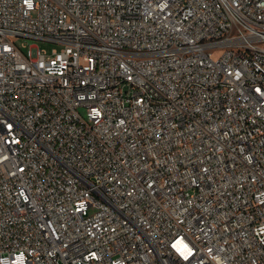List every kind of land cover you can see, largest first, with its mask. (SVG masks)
<instances>
[{"label": "built area", "instance_id": "2783aa9c", "mask_svg": "<svg viewBox=\"0 0 264 264\" xmlns=\"http://www.w3.org/2000/svg\"><path fill=\"white\" fill-rule=\"evenodd\" d=\"M0 264H264V0H0Z\"/></svg>", "mask_w": 264, "mask_h": 264}, {"label": "rangeland", "instance_id": "374dc122", "mask_svg": "<svg viewBox=\"0 0 264 264\" xmlns=\"http://www.w3.org/2000/svg\"><path fill=\"white\" fill-rule=\"evenodd\" d=\"M19 44V45H25V47L29 48L31 46H37L39 49L41 50H46L48 52L51 51L52 48H58L57 45L55 44H51V43H47V42H43V41H36V40H33V39H24V38H21V39H17L16 40ZM24 51H26V49H24Z\"/></svg>", "mask_w": 264, "mask_h": 264}]
</instances>
